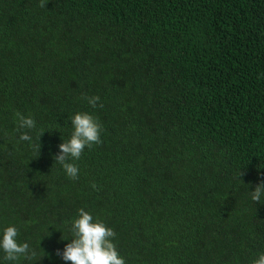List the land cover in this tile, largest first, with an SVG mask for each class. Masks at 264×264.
Listing matches in <instances>:
<instances>
[{
  "label": "trees",
  "instance_id": "obj_1",
  "mask_svg": "<svg viewBox=\"0 0 264 264\" xmlns=\"http://www.w3.org/2000/svg\"><path fill=\"white\" fill-rule=\"evenodd\" d=\"M43 2L0 0V236L15 226L36 253L0 250V264H70L55 253L79 209L115 231L125 264H251L264 253V196L249 195L264 182V0ZM17 111L35 128L17 131ZM77 112L98 118L102 143L71 180L54 156Z\"/></svg>",
  "mask_w": 264,
  "mask_h": 264
},
{
  "label": "clouds",
  "instance_id": "obj_2",
  "mask_svg": "<svg viewBox=\"0 0 264 264\" xmlns=\"http://www.w3.org/2000/svg\"><path fill=\"white\" fill-rule=\"evenodd\" d=\"M46 3L41 0L40 7H45ZM81 99L87 101L91 108L103 107L99 104V96H82ZM17 121V131L20 129L35 128V120L31 115L25 116L19 111L15 113ZM72 132L70 138L63 140L58 145V153L54 156V164L60 165L66 176L71 180L79 178V169L72 161L79 160L85 148L91 149L93 145H100L101 132L103 126L98 118L86 112H77L70 118ZM45 131H41V134ZM39 139V138H38ZM32 137L26 132L21 133L19 141H31ZM40 145L38 144V151ZM242 175L241 171L239 177ZM97 189V185H91ZM253 202L259 203L264 196V182L256 184L253 191L249 192ZM70 223L69 232L72 239L63 250H57L56 255L63 261L70 264H125V260L119 255L117 246L113 243L116 236L115 231L107 227L102 221H93V216L84 209L78 210V218L66 222ZM19 233L15 226L6 227L0 236V250L4 252V259L7 261H17L21 257L32 259L36 253L28 243H18ZM251 264H264V253H259Z\"/></svg>",
  "mask_w": 264,
  "mask_h": 264
}]
</instances>
